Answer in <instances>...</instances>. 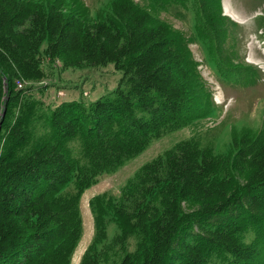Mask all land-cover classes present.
Here are the masks:
<instances>
[{
	"label": "trees",
	"instance_id": "16d2710c",
	"mask_svg": "<svg viewBox=\"0 0 264 264\" xmlns=\"http://www.w3.org/2000/svg\"><path fill=\"white\" fill-rule=\"evenodd\" d=\"M203 5L201 29L219 26L215 8ZM112 11L89 19L39 0H0V264H71L83 234V191L140 153L150 139L195 116L196 72L187 38L155 22L151 11L133 0L114 1ZM41 54L76 67L114 63L123 76L110 94L88 106L60 104L47 120L50 137L24 150L32 108L40 103L30 99L38 86L25 83L46 77ZM227 79L221 78L226 85ZM14 108L19 113L12 119ZM76 137L78 154L70 144ZM239 162L248 171L242 186L233 177L221 178L222 161L192 140L146 163L111 206L122 227L120 241L141 234L119 264L256 259L261 245L246 242L241 233L247 224L264 232V141H251ZM187 198L198 203L196 211L182 212ZM98 201L91 202L94 240L80 264H102L106 258L97 245L111 217Z\"/></svg>",
	"mask_w": 264,
	"mask_h": 264
},
{
	"label": "rangeland",
	"instance_id": "374dc122",
	"mask_svg": "<svg viewBox=\"0 0 264 264\" xmlns=\"http://www.w3.org/2000/svg\"><path fill=\"white\" fill-rule=\"evenodd\" d=\"M39 1L48 6L57 4L68 13H82L86 18L98 19L113 13L112 4L116 0ZM133 1L151 11L155 22L167 23L176 33L178 31L187 38L197 84L195 94L191 98V107H196L197 110L192 113L195 116L183 121L182 125L164 130L150 139L140 153L128 158L115 171L104 173L98 182L83 191L80 198L83 234L71 264H80L85 250L94 240L96 210L92 206V200H99L98 203L106 207L110 212L107 214L111 217L105 226V235L99 238L101 242L97 245L98 249L107 251L102 264H119L125 251L132 252L136 249L141 234L135 233L129 235L126 241H120L118 237L122 233V227L115 219L111 206L122 199L126 187L136 181L140 169L146 163L164 155L179 142L192 140L202 150L211 152L222 161L223 170L219 172L221 178L233 177L235 184L242 186L248 171L240 164L239 155L251 141H264V80L261 79L258 69L249 65L254 64L258 56L252 44V37L260 26V19H264L263 15L254 20L253 15L257 8L264 9V0H228L230 7L238 14L236 16L226 11L227 0ZM204 3L215 8L217 19H214L218 20L220 25L203 31L201 27L205 22L202 18L205 13ZM217 29L221 32L220 38L216 36ZM45 47L46 43L42 50ZM41 55L46 77L40 82L25 83L28 87L38 86L30 91V99L35 98L40 103L32 108L33 113L29 117L27 127L29 140L24 150L50 137L51 127L47 120L60 104L65 101H77L88 106L100 96L110 94L118 87L123 76L114 63L76 67L66 65L63 59L51 61ZM208 68L214 78L221 81L227 95L234 96L236 100L227 98L223 102L214 99L215 88L209 76L203 73ZM235 74L237 75L234 77ZM222 76L230 78L227 86L221 80ZM16 85L22 87L17 81ZM40 87L43 89H39ZM13 112L12 119L14 114L19 113V109L14 108ZM70 144L74 147L71 146L73 152L78 154L79 137L74 138ZM198 207L194 199L187 198L181 202V210L184 213H192ZM243 228V239L246 242L258 240L261 251L256 259L242 264H264V232H259L252 224Z\"/></svg>",
	"mask_w": 264,
	"mask_h": 264
},
{
	"label": "built area",
	"instance_id": "2783aa9c",
	"mask_svg": "<svg viewBox=\"0 0 264 264\" xmlns=\"http://www.w3.org/2000/svg\"><path fill=\"white\" fill-rule=\"evenodd\" d=\"M252 44L254 47L260 46L259 38H258L257 34H254V36L252 37ZM255 63H259L260 66L264 69V61L255 58ZM16 81H17V84H20V86L22 85V81H20V80H16ZM218 93L219 94H217L216 99L218 101H220V100L223 101L222 95H220V92H218Z\"/></svg>",
	"mask_w": 264,
	"mask_h": 264
},
{
	"label": "bare ground",
	"instance_id": "6f19581e",
	"mask_svg": "<svg viewBox=\"0 0 264 264\" xmlns=\"http://www.w3.org/2000/svg\"><path fill=\"white\" fill-rule=\"evenodd\" d=\"M227 2H228V3H225L226 11L232 13L233 16L238 15L237 13H235V10H233V8L230 7V3H229L228 0H227ZM239 18H240V15H239ZM77 256H78V252H77ZM77 258H78V257H77ZM78 259H79V258H78Z\"/></svg>",
	"mask_w": 264,
	"mask_h": 264
},
{
	"label": "water",
	"instance_id": "95a60500",
	"mask_svg": "<svg viewBox=\"0 0 264 264\" xmlns=\"http://www.w3.org/2000/svg\"><path fill=\"white\" fill-rule=\"evenodd\" d=\"M0 128H1V122H0Z\"/></svg>",
	"mask_w": 264,
	"mask_h": 264
}]
</instances>
